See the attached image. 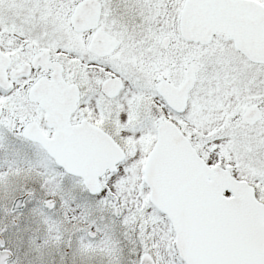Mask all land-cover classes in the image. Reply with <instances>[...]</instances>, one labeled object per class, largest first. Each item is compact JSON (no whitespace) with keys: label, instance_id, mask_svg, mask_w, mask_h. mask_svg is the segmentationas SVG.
Wrapping results in <instances>:
<instances>
[{"label":"snow or ice","instance_id":"snow-or-ice-1","mask_svg":"<svg viewBox=\"0 0 264 264\" xmlns=\"http://www.w3.org/2000/svg\"><path fill=\"white\" fill-rule=\"evenodd\" d=\"M0 264H264V0H0Z\"/></svg>","mask_w":264,"mask_h":264}]
</instances>
